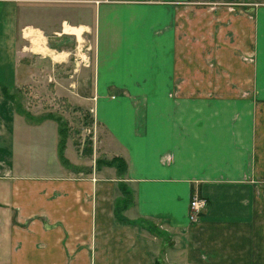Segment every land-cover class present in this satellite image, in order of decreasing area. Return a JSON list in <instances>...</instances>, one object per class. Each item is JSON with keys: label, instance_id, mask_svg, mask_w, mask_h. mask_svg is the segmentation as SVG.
<instances>
[{"label": "crops", "instance_id": "crops-1", "mask_svg": "<svg viewBox=\"0 0 264 264\" xmlns=\"http://www.w3.org/2000/svg\"><path fill=\"white\" fill-rule=\"evenodd\" d=\"M76 55L95 149L71 161L67 131L57 163L59 123L15 94ZM181 233L184 264H264V0H0V264H169Z\"/></svg>", "mask_w": 264, "mask_h": 264}, {"label": "rangeland", "instance_id": "rangeland-1", "mask_svg": "<svg viewBox=\"0 0 264 264\" xmlns=\"http://www.w3.org/2000/svg\"><path fill=\"white\" fill-rule=\"evenodd\" d=\"M76 46L73 48L74 51H77ZM84 53H89L90 55H92L91 45L88 44V42L83 51H81V54ZM77 60V55L72 56L70 58L69 64L63 70H59L55 65V69H53V72L59 77H54L52 82H49L50 79H48V76L40 78L36 86L37 92H34V94H28V91L31 89L25 87V96L23 94L18 101L16 93L15 99L16 112L18 114L16 121H31V123H33L32 126L38 125V123L43 124V121H56V118H58L59 121H65L68 126L67 128L69 132V138L72 141L73 151L75 153L73 154L70 152V155L67 153V157L71 161H74L75 159V162L78 161L77 163H79L82 162V157L87 158L85 156H82V150L89 147L90 143L91 147L95 149V142L92 127L90 128V121L92 119L88 118L91 114H89V112H87L88 110H86L84 107H81V105L78 103L79 95L90 96V93H88L91 86L89 81V76L91 75L90 69H86V75L84 74L85 72L82 74L83 76L87 77L85 81V89L87 90L86 93H71L74 91H69L67 88L62 87V85H76L78 75L76 71V65L79 63V61ZM62 74L64 75V80L66 81H61L60 75ZM65 89H67V91H65ZM24 133L25 131L22 127V134ZM62 150L63 146L58 147L56 156L53 158V160L57 163L61 162L59 152ZM77 157L81 160L77 159ZM86 163H89V158L86 159ZM31 169L34 170V173H32V171L30 170V174L34 175H54L55 173L53 171H49V169H44L42 162L35 164V166ZM179 237L180 239L178 238L176 240L173 239V237L168 238L167 242H165V244L163 245V251L165 255L163 257L164 259H166V257L170 258L169 264H184L185 260H187V253H185V235L181 233L179 234ZM155 242H157V240ZM151 245V248L155 250L153 255L159 257V254H157L159 244ZM158 263L160 264V262ZM161 264H167V262L165 261V263L163 262Z\"/></svg>", "mask_w": 264, "mask_h": 264}, {"label": "trees", "instance_id": "trees-1", "mask_svg": "<svg viewBox=\"0 0 264 264\" xmlns=\"http://www.w3.org/2000/svg\"><path fill=\"white\" fill-rule=\"evenodd\" d=\"M2 93H3L2 95H4L6 98H10L9 95L6 93V91L2 90ZM56 121L59 123V134L61 136L60 146H63L64 145V140L67 138V131H68L67 123L59 121L58 118H56ZM60 152H62V151H60ZM88 153H89V151H87V154ZM97 164L99 166L101 164H106L109 167L114 166L117 169V171L119 172L120 175H123L124 170H125V166H124L123 162L121 160H118V159H114V160H112L111 162H108V163L97 162ZM120 191H121V194H122V196L124 197L125 200H123L122 202H118L117 203V205H116V207L114 209V216H115L116 222H118L119 224H126L128 221H127L126 218H124L122 216V213L129 206V202L131 200V198H130L131 196L125 189H122Z\"/></svg>", "mask_w": 264, "mask_h": 264}, {"label": "built area", "instance_id": "built-area-1", "mask_svg": "<svg viewBox=\"0 0 264 264\" xmlns=\"http://www.w3.org/2000/svg\"><path fill=\"white\" fill-rule=\"evenodd\" d=\"M10 1H20V0H10ZM206 207V201L203 198H200L199 196H193L191 197V200L189 202L188 210L189 215L188 219L191 223H196L199 219V215L204 211Z\"/></svg>", "mask_w": 264, "mask_h": 264}, {"label": "bare ground", "instance_id": "bare-ground-1", "mask_svg": "<svg viewBox=\"0 0 264 264\" xmlns=\"http://www.w3.org/2000/svg\"><path fill=\"white\" fill-rule=\"evenodd\" d=\"M70 31H71V30H70ZM50 54H51V53H50ZM50 54L47 53V55H50ZM51 55H52V54H51ZM49 57H50V56H49ZM53 57H54V56H53ZM57 59H59V56H55V57H54V60H57Z\"/></svg>", "mask_w": 264, "mask_h": 264}]
</instances>
